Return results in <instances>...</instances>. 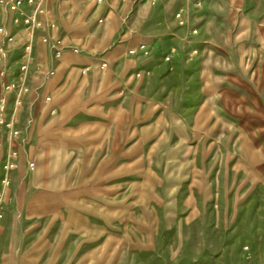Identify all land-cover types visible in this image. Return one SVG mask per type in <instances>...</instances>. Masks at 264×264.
Wrapping results in <instances>:
<instances>
[{
	"label": "rangeland",
	"instance_id": "obj_1",
	"mask_svg": "<svg viewBox=\"0 0 264 264\" xmlns=\"http://www.w3.org/2000/svg\"><path fill=\"white\" fill-rule=\"evenodd\" d=\"M194 1L38 0L21 73L7 0L0 264H264V0Z\"/></svg>",
	"mask_w": 264,
	"mask_h": 264
},
{
	"label": "built area",
	"instance_id": "obj_2",
	"mask_svg": "<svg viewBox=\"0 0 264 264\" xmlns=\"http://www.w3.org/2000/svg\"><path fill=\"white\" fill-rule=\"evenodd\" d=\"M63 2H71L72 0H62ZM122 3H128L130 0H120ZM147 3L154 5L157 0H146ZM38 0H10V8L15 12L16 17L13 19V23L16 26L21 27L24 30L25 39L22 44V53L23 61L19 67L20 72L23 73L26 70L28 65V59L30 58L31 43L36 33H39V40L44 45H51L52 51L56 59H59L61 55L60 38L58 34V28L53 19H49V12L46 11L43 7H40L37 4ZM97 4L105 3V0H96ZM7 0H0V11L3 7L7 6ZM194 6L198 7L199 2L194 1ZM174 20L177 26L184 27L186 26V17L181 11H176L174 13ZM98 22L101 23V19H98ZM3 28L0 27V35L3 34ZM8 41H11L12 38L8 37ZM143 49V46L139 47ZM132 54V51L129 52ZM3 57V52L0 49V61ZM105 66V65H104ZM23 79L21 76L17 80L12 81L4 86L5 90L8 92L15 91L16 97L14 99L15 107H21L23 103V98L27 92V87L22 83ZM7 128L11 129V124H6ZM14 136H17L18 131L12 132ZM16 151H12L9 154L8 160L4 166L6 170H12L15 167ZM3 184H7V181L3 180Z\"/></svg>",
	"mask_w": 264,
	"mask_h": 264
},
{
	"label": "crops",
	"instance_id": "obj_3",
	"mask_svg": "<svg viewBox=\"0 0 264 264\" xmlns=\"http://www.w3.org/2000/svg\"><path fill=\"white\" fill-rule=\"evenodd\" d=\"M117 1V3H118V5H121V6H125L127 3H122L120 0H116ZM158 1V0H157ZM156 1V2H157ZM131 2H133V0H130L129 1V4L131 3ZM104 5H106V3H103ZM131 5V4H130ZM39 40V39H38ZM22 43H24V42H22ZM36 58V57H35Z\"/></svg>",
	"mask_w": 264,
	"mask_h": 264
}]
</instances>
